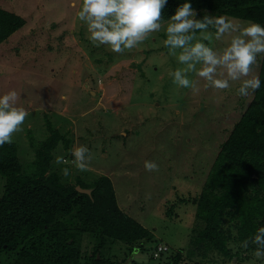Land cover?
<instances>
[{"label": "rangeland", "instance_id": "374dc122", "mask_svg": "<svg viewBox=\"0 0 264 264\" xmlns=\"http://www.w3.org/2000/svg\"><path fill=\"white\" fill-rule=\"evenodd\" d=\"M81 6L82 0L0 1V8L25 20L0 45V95L16 90L17 106L28 112L22 131L12 139L20 161L24 166L32 162L37 144L58 130L74 140V147L86 146L92 154L84 171L67 165L71 183L78 176L87 185L97 176L109 177L121 210L151 230L157 241L187 250L196 208L178 198L200 194L220 145L254 93L237 95L239 81L214 90L199 80L195 95L175 85L170 72L183 66L168 54L163 29L124 54L95 46L78 19ZM226 43L213 38L209 46L219 49ZM188 78L198 80L194 73ZM55 153L57 158L66 151L59 145ZM145 161H154L158 171H146ZM4 184L0 176V198ZM175 203L174 217H167ZM124 249L118 244L113 253ZM151 257L147 246L133 260L149 262Z\"/></svg>", "mask_w": 264, "mask_h": 264}, {"label": "trees", "instance_id": "16d2710c", "mask_svg": "<svg viewBox=\"0 0 264 264\" xmlns=\"http://www.w3.org/2000/svg\"><path fill=\"white\" fill-rule=\"evenodd\" d=\"M185 2L202 18L211 13L264 26V0H168L163 20ZM24 24L22 17L0 8V45ZM257 63L261 86L220 145L202 191L178 198V203L196 208L187 250L157 241L151 230L121 210L109 177L97 176L87 185L78 176L71 183L62 170H69L74 160V140L53 130L37 144L26 166L15 142L0 146V176L5 179L0 264H245L256 259V245H241L264 227V54ZM59 145L66 153L64 162L56 163ZM78 186L92 190L91 196L80 193ZM176 204L167 217H174ZM161 243L168 249L155 257ZM118 244L124 251L113 253ZM147 246L152 248V261L132 259L133 249L144 252ZM216 254L224 259L217 261ZM256 260L264 264V259Z\"/></svg>", "mask_w": 264, "mask_h": 264}, {"label": "clouds", "instance_id": "9594fccd", "mask_svg": "<svg viewBox=\"0 0 264 264\" xmlns=\"http://www.w3.org/2000/svg\"><path fill=\"white\" fill-rule=\"evenodd\" d=\"M167 5L168 0H82L77 16L86 25L90 42L97 47L107 46L117 54L135 49L163 29L168 54L183 66L170 72L172 82L191 89L194 95L200 91L199 80L205 82V88L214 90L228 89L230 82L239 81L237 95L241 97H248L260 88L261 80L255 69L258 56L264 54V26L208 14L197 19L198 14L189 2L178 5L164 21L162 14ZM213 38L226 40V46L219 49L209 46ZM188 73H194L198 80H190ZM19 100L20 95L14 89L0 95V146L11 144L13 134L22 131L28 112L17 106ZM71 154L78 169L88 168L92 154L86 146L74 147ZM61 162L63 158L57 157L56 163ZM144 168L148 172L158 171L154 161H145ZM62 171L64 176L69 175L67 168ZM250 242L256 245L253 256L264 259V227L258 228L254 237L243 241L241 246L247 249ZM138 251L133 249L132 259L137 258Z\"/></svg>", "mask_w": 264, "mask_h": 264}, {"label": "built area", "instance_id": "2783aa9c", "mask_svg": "<svg viewBox=\"0 0 264 264\" xmlns=\"http://www.w3.org/2000/svg\"><path fill=\"white\" fill-rule=\"evenodd\" d=\"M167 246L164 244H159L157 250L154 254L155 257H159L160 253L167 251Z\"/></svg>", "mask_w": 264, "mask_h": 264}, {"label": "water", "instance_id": "95a60500", "mask_svg": "<svg viewBox=\"0 0 264 264\" xmlns=\"http://www.w3.org/2000/svg\"><path fill=\"white\" fill-rule=\"evenodd\" d=\"M77 190L80 192V193H83V194H86V195H89L91 196V193H92V190L90 189H83L81 188L80 186L77 187ZM99 258V257H98ZM234 261H236V259H234Z\"/></svg>", "mask_w": 264, "mask_h": 264}]
</instances>
